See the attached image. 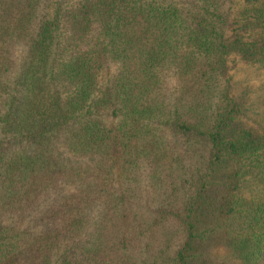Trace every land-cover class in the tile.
Instances as JSON below:
<instances>
[{
    "label": "trees",
    "instance_id": "16d2710c",
    "mask_svg": "<svg viewBox=\"0 0 264 264\" xmlns=\"http://www.w3.org/2000/svg\"><path fill=\"white\" fill-rule=\"evenodd\" d=\"M0 264H264V0H0Z\"/></svg>",
    "mask_w": 264,
    "mask_h": 264
}]
</instances>
